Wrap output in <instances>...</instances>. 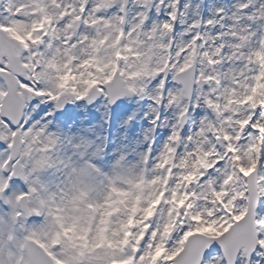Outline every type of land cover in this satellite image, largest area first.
Here are the masks:
<instances>
[{"label": "snow or ice", "instance_id": "6c2138e0", "mask_svg": "<svg viewBox=\"0 0 264 264\" xmlns=\"http://www.w3.org/2000/svg\"><path fill=\"white\" fill-rule=\"evenodd\" d=\"M183 6L0 0V264H264V70L207 99L216 119L188 153L165 145L139 171L124 155L106 171L93 142L41 116L96 97L128 115L121 98L152 87L163 105L220 85L198 70L218 63L201 32L179 49L169 38ZM251 56L264 66V47ZM73 144L75 163L62 154Z\"/></svg>", "mask_w": 264, "mask_h": 264}, {"label": "clouds", "instance_id": "9594fccd", "mask_svg": "<svg viewBox=\"0 0 264 264\" xmlns=\"http://www.w3.org/2000/svg\"><path fill=\"white\" fill-rule=\"evenodd\" d=\"M252 4L253 0H237L231 8H219L223 9V15L218 13V9H213L211 17L208 19H205L199 11H195L188 3L184 4L181 9L183 15L180 17L185 21L182 24L183 31L170 33L168 34L169 38L175 41V47L179 49L190 43L192 33L201 32L206 41V44L200 46L201 53L207 52L217 58L218 63L214 69L209 71L211 66L207 64L206 60H203L201 68L198 70H204L207 75L219 73L221 84L217 85L214 81H202L190 95H186L182 100L163 104V120L160 119L162 115L161 104L155 103L154 99H149V97H159V88H150L147 96L128 95V98H135L137 101L144 98L151 101V104L145 109L150 118L151 127L143 129L142 139L139 142L141 150L136 153L134 161L128 159L123 147L117 146L111 153H106L103 141L99 143L93 141V147L98 152L101 160H104L105 157H111L110 166L106 171L112 170L121 155L126 157L124 160L126 166L139 171L141 167H144L143 157L149 155L152 151H155L158 155L164 150L165 145L177 150L174 153L175 157H183L193 147L194 141H189L188 137L199 139L198 130L205 127L208 122L216 119L206 103L207 99L209 97L216 99V96L221 94L225 88L233 85L236 78H240L241 83H244L245 79L250 81L254 74H259L261 70H264V66H261L251 56L252 53L264 47V0H257L254 7H250ZM209 19L213 21L212 25L206 23ZM192 24H196L198 27L193 29L190 27ZM240 37H244V39ZM197 105H199L200 115H197ZM188 108H191V110L186 112L185 109ZM121 120L123 121L121 126L127 124V120L123 117H121ZM158 120L160 121L159 125L156 123ZM186 125L188 130L185 132ZM157 127L167 128L168 135L164 138L162 144L154 149L153 143L156 139ZM173 136L176 137L175 140L172 139ZM74 138L79 139V137ZM97 139L99 138L97 137ZM144 145L146 147H143ZM65 148L67 149L66 157L68 159L78 157V153L74 150V144L72 147L65 145ZM155 160L156 157H152L147 165L149 174H155L158 171L155 169ZM73 163H75V159H73Z\"/></svg>", "mask_w": 264, "mask_h": 264}, {"label": "rangeland", "instance_id": "374dc122", "mask_svg": "<svg viewBox=\"0 0 264 264\" xmlns=\"http://www.w3.org/2000/svg\"><path fill=\"white\" fill-rule=\"evenodd\" d=\"M119 122H117V124H118ZM103 167H104V169H105V164L103 165Z\"/></svg>", "mask_w": 264, "mask_h": 264}]
</instances>
